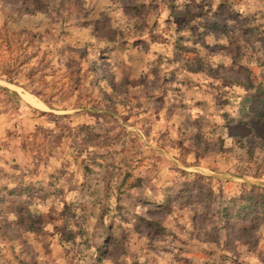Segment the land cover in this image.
Listing matches in <instances>:
<instances>
[{
    "label": "rangeland",
    "instance_id": "374dc122",
    "mask_svg": "<svg viewBox=\"0 0 264 264\" xmlns=\"http://www.w3.org/2000/svg\"><path fill=\"white\" fill-rule=\"evenodd\" d=\"M258 194L264 0H0V264H264Z\"/></svg>",
    "mask_w": 264,
    "mask_h": 264
},
{
    "label": "trees",
    "instance_id": "16d2710c",
    "mask_svg": "<svg viewBox=\"0 0 264 264\" xmlns=\"http://www.w3.org/2000/svg\"><path fill=\"white\" fill-rule=\"evenodd\" d=\"M256 97L260 98V94H256ZM245 200L246 203L240 205L236 209V215L233 214V216H240L243 220H248L249 218L261 219L264 224V195H249Z\"/></svg>",
    "mask_w": 264,
    "mask_h": 264
}]
</instances>
